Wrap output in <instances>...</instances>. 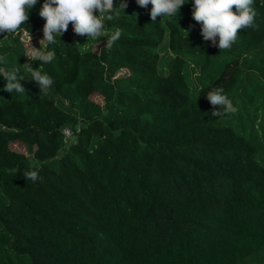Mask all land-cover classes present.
Here are the masks:
<instances>
[{"label":"trees","instance_id":"1","mask_svg":"<svg viewBox=\"0 0 264 264\" xmlns=\"http://www.w3.org/2000/svg\"><path fill=\"white\" fill-rule=\"evenodd\" d=\"M123 2L87 39L97 52L69 24L62 43L42 46L52 62L24 56L44 0L0 33L8 66L54 81L44 95L24 70L21 96L0 75V264H264V0L256 27L222 51L201 35L193 0L155 23L151 4ZM213 88L235 113L212 116ZM77 123L66 145L62 128ZM31 166L35 183L23 177Z\"/></svg>","mask_w":264,"mask_h":264},{"label":"clouds","instance_id":"2","mask_svg":"<svg viewBox=\"0 0 264 264\" xmlns=\"http://www.w3.org/2000/svg\"><path fill=\"white\" fill-rule=\"evenodd\" d=\"M37 2L38 0H0V33L15 34L21 30V25L29 18V10ZM136 2L145 8L149 4L152 5L150 18L153 23L157 17L177 16L180 7L185 4V0H136ZM126 7L127 3L123 0L118 7H114V0H44L39 12L46 21L41 41L48 44L62 43L59 37L68 30L69 23L73 25L76 34L87 36V39L98 38L105 28L104 21L112 20L117 9L123 12ZM97 10L98 14H94ZM256 15L254 0H193L192 16L201 24V35L205 41H211L220 51L232 47L241 29L255 28ZM121 36L122 29H115L107 39L106 47L111 49ZM41 41L40 48L32 46L30 52L24 56L30 61L39 60L42 65L55 59V51L43 48ZM0 65H4L0 67V75L6 80L4 89L9 93L15 91L21 96L26 95L25 88L20 83L25 77L24 70L30 74V80L39 85L40 93L44 95L49 93L54 82L51 76L40 70V67L34 69L30 63L20 65L16 62L8 66L7 56L3 54H0ZM206 98L214 106L211 111L213 117H223L237 111L223 88H213L207 92ZM215 106H218V110ZM23 177L33 183L42 179L34 166L24 170Z\"/></svg>","mask_w":264,"mask_h":264},{"label":"rangeland","instance_id":"3","mask_svg":"<svg viewBox=\"0 0 264 264\" xmlns=\"http://www.w3.org/2000/svg\"><path fill=\"white\" fill-rule=\"evenodd\" d=\"M69 24H71V23H69ZM102 32H105V31L103 30ZM76 35H78V34H76ZM42 39H43V28L37 29L31 33L23 32L21 34V40L23 41V43L25 45L26 53L30 52L32 46L37 48V49L40 48V41ZM78 39H79L80 43H85V45L90 44L91 49L93 51L97 52L100 43H98V42H91L90 43V41H87V36L78 35ZM44 43H45V41H41V46H43ZM124 71H126V70L122 69L120 72H124ZM90 98L96 102L102 103V96L99 95L98 93L91 94ZM65 127H68L70 129V136L66 139V142H65L67 145L70 141H72L75 138L76 131L79 129V123H77L75 126L66 125ZM10 147L16 151H19L22 153H27L25 145L20 141L10 142ZM61 150H64V148H62Z\"/></svg>","mask_w":264,"mask_h":264},{"label":"built area","instance_id":"4","mask_svg":"<svg viewBox=\"0 0 264 264\" xmlns=\"http://www.w3.org/2000/svg\"><path fill=\"white\" fill-rule=\"evenodd\" d=\"M94 14H98V10ZM62 132L65 136V139H67L70 136V129L68 127H63Z\"/></svg>","mask_w":264,"mask_h":264}]
</instances>
